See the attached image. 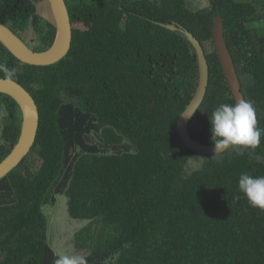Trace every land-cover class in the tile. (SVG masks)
<instances>
[{
	"label": "trees",
	"instance_id": "trees-1",
	"mask_svg": "<svg viewBox=\"0 0 264 264\" xmlns=\"http://www.w3.org/2000/svg\"><path fill=\"white\" fill-rule=\"evenodd\" d=\"M41 1L0 0V22L24 42L32 30L39 51L57 33ZM66 2L73 39L60 61L23 63L0 41V64L16 70L40 113L31 151L0 179V264H55L48 209L62 195L84 221L73 245L86 264H264V210L238 188L241 174L264 176V134L255 148L215 154L182 142L177 120L193 98L197 56L165 26L190 30L205 50L209 84L189 132L213 144L211 113L236 104L214 47L215 15L264 129V0ZM21 127L18 102L0 92V162Z\"/></svg>",
	"mask_w": 264,
	"mask_h": 264
},
{
	"label": "water",
	"instance_id": "water-1",
	"mask_svg": "<svg viewBox=\"0 0 264 264\" xmlns=\"http://www.w3.org/2000/svg\"><path fill=\"white\" fill-rule=\"evenodd\" d=\"M46 1L49 3L52 14L49 19L55 22L57 26L55 41L47 50L39 51L31 48L10 27L0 22V41L23 63L32 65L56 63L67 55L72 46L73 28L66 0ZM165 26L171 30H180L185 34L196 52L198 63L197 85L193 93V98L185 108L187 112L193 111V114L188 118L183 114L185 110L180 114L177 120L178 133L182 142L189 149L198 153L215 154L214 144L200 142L189 132L190 121L202 105L209 84L210 68L205 50L201 42L190 30L174 24H166ZM213 42L227 85L235 102L246 100L233 55L225 38L224 18L221 15L214 16ZM0 92L13 97L18 102L22 112V127L19 140L9 155L0 162L1 179L15 169L31 151L38 134L40 113L35 98L18 81L14 79L9 81L5 77H0ZM232 146H228L220 152Z\"/></svg>",
	"mask_w": 264,
	"mask_h": 264
},
{
	"label": "clouds",
	"instance_id": "clouds-1",
	"mask_svg": "<svg viewBox=\"0 0 264 264\" xmlns=\"http://www.w3.org/2000/svg\"><path fill=\"white\" fill-rule=\"evenodd\" d=\"M0 71L9 81L16 75L15 69H9L4 64H0ZM183 114L188 118L193 111L185 110ZM209 122L215 153L231 145L255 148L259 146L264 134V129L257 127L254 104L248 100H240L235 105L220 104L211 113ZM238 188L251 207L264 210V176L241 174ZM55 264H86V259L79 255L65 254L59 256Z\"/></svg>",
	"mask_w": 264,
	"mask_h": 264
},
{
	"label": "rangeland",
	"instance_id": "rangeland-1",
	"mask_svg": "<svg viewBox=\"0 0 264 264\" xmlns=\"http://www.w3.org/2000/svg\"><path fill=\"white\" fill-rule=\"evenodd\" d=\"M200 3L204 5L206 4V0H196V7ZM37 7L39 14L48 18L51 17L52 14L50 6L46 0L39 2ZM23 36L27 38L24 39L28 45H31L30 42L35 44V34L32 30L24 33ZM55 201V204L49 205L48 209V212L52 217L51 246L59 256L65 254L80 256L81 251L74 248L73 236L75 231L82 227L84 221L81 219H74L69 216L65 196H57Z\"/></svg>",
	"mask_w": 264,
	"mask_h": 264
},
{
	"label": "flooded vegetation",
	"instance_id": "flooded-vegetation-1",
	"mask_svg": "<svg viewBox=\"0 0 264 264\" xmlns=\"http://www.w3.org/2000/svg\"><path fill=\"white\" fill-rule=\"evenodd\" d=\"M70 11V10H69ZM71 22H72V20H71ZM72 28H73V22H72Z\"/></svg>",
	"mask_w": 264,
	"mask_h": 264
},
{
	"label": "bare ground",
	"instance_id": "bare-ground-1",
	"mask_svg": "<svg viewBox=\"0 0 264 264\" xmlns=\"http://www.w3.org/2000/svg\"><path fill=\"white\" fill-rule=\"evenodd\" d=\"M50 12V11H49Z\"/></svg>",
	"mask_w": 264,
	"mask_h": 264
}]
</instances>
